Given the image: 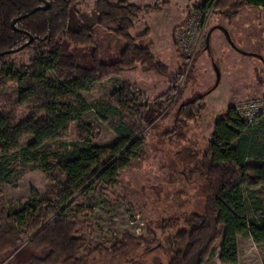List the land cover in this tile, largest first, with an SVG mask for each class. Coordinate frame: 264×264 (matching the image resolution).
Instances as JSON below:
<instances>
[{
	"label": "trees",
	"instance_id": "16d2710c",
	"mask_svg": "<svg viewBox=\"0 0 264 264\" xmlns=\"http://www.w3.org/2000/svg\"><path fill=\"white\" fill-rule=\"evenodd\" d=\"M45 4L48 10L33 12ZM213 4L228 23L246 9L264 10V0H202L197 9L204 15ZM83 5L84 0H0V183L16 173L11 168L16 162L40 164L52 184L45 199L32 194L14 216L0 208V264L18 250L15 258L31 252L28 264H81L80 254L108 258L124 253L131 243L151 247L124 234L114 244L93 248L83 237L91 234L89 227L72 217L71 208L93 187L113 185L131 160L142 157L143 114L150 107L154 114L166 108L182 74L169 73L148 47L138 44L149 35L147 30L131 36L141 16L159 11L157 4L94 0V23L74 30L71 16ZM95 28L122 43L117 61L98 60ZM88 47H93L91 67L83 68L71 50ZM27 51L32 57L26 64L13 61ZM260 63L264 71V61ZM136 66L168 80L169 89L155 102L148 104L138 88L127 84L108 99L91 106L84 102L82 94L95 84ZM8 83L17 86L16 100L1 95ZM40 96L46 98L41 104ZM203 101L198 97L181 104L175 119L185 123L199 117ZM28 106L30 116L19 121L20 110ZM91 111L115 135L111 145L96 143V129L83 120ZM72 126L76 140L67 154L41 152L70 139ZM206 145L196 167L206 192L203 211L161 224L165 245L158 243L169 258L167 264H206L223 231L222 263L239 264L238 238L264 246V114L248 124L234 107L228 108L226 117L214 123ZM14 175L17 182L20 177Z\"/></svg>",
	"mask_w": 264,
	"mask_h": 264
},
{
	"label": "rangeland",
	"instance_id": "374dc122",
	"mask_svg": "<svg viewBox=\"0 0 264 264\" xmlns=\"http://www.w3.org/2000/svg\"><path fill=\"white\" fill-rule=\"evenodd\" d=\"M110 1L113 4L125 1L140 7L157 4L159 11L141 16L135 22L131 36H139L147 30L149 35L138 44L148 47L156 60L168 68L169 73L174 75L180 72L182 76L170 103L161 113L154 114L150 107L143 114L145 129L141 133V140H144L142 157L131 160L113 185L93 187L71 208L72 217L89 227L91 234L83 237L91 247L114 244L116 239L121 240L124 234H128L151 246L150 249L145 250L144 245L131 243L124 253L116 257L89 259L80 254L78 259L81 264H167L169 258L160 247V244L165 245L166 239V234L160 231L162 222L203 211L206 192L196 167L201 156L206 153V142L212 133L213 124L226 115L227 107L235 108L252 99L264 102V71L260 60L235 53L219 31L212 33L209 50L205 51L208 31L221 25L229 32L237 48L248 52L246 46L249 42L241 41L230 32L232 24L241 14L234 22L228 23L215 11L214 4L202 16L197 9L202 0H175L172 5L161 0H149V3L141 4L136 0ZM93 5L94 0H84V5L76 9L78 14L71 16L72 29H83L94 23ZM186 22L189 35L184 36L189 40L181 45L178 43L179 34L183 32L180 28ZM93 32L98 60L107 64L117 61L122 43L101 29L95 28ZM71 51L81 67H91L93 47L74 48ZM31 57L32 52L27 51L15 55L13 61L26 64ZM228 63L230 74L244 69L256 76L251 83L253 89L236 94L230 105L225 103L227 90L224 80ZM213 64L221 74V80L214 90L216 76ZM49 78L55 81L54 75H49ZM124 84L138 88L148 104L155 102L170 87L168 80L136 66L95 84L89 92L82 94V98L91 106L99 99H108ZM1 95L16 100V84L8 83L1 89ZM198 97H203L204 112L192 121L181 123L176 120L179 106ZM45 99V96H40L39 104ZM31 109L29 106L21 109L18 120L29 117ZM83 120L96 129L97 144L108 146L115 141L109 126L100 122L94 111L83 115ZM69 134L70 139L55 142L42 148L41 152L57 156L67 154L76 140L74 126L70 128ZM11 168L20 179L16 182L13 174L6 182L0 183V208L14 216L32 194L41 200L45 199L52 184L38 163L22 165L12 162ZM225 236L223 231L206 264H229L219 259V247ZM239 240V264H264V246L256 248L247 240ZM30 254L27 250L16 258L13 254L1 264H28Z\"/></svg>",
	"mask_w": 264,
	"mask_h": 264
},
{
	"label": "crops",
	"instance_id": "0c3cea01",
	"mask_svg": "<svg viewBox=\"0 0 264 264\" xmlns=\"http://www.w3.org/2000/svg\"><path fill=\"white\" fill-rule=\"evenodd\" d=\"M136 1L138 2V4L146 3V2L149 3V0H136ZM161 1L170 2V4L172 5L174 4L175 0H161ZM230 30L229 31L234 37L239 38L241 41L245 40L249 42V45L246 46L248 52L255 53L261 56L264 61V10L262 8L244 10L241 13V16L232 24ZM227 65L228 67L226 69V76L224 80L227 90L226 93L227 97L225 103L227 105L228 104L230 105L232 103L230 101H232V99L235 98L236 94L244 93L246 89L250 91L251 89H253L252 87L253 84L251 83H252V79H255L256 76L253 75L251 71L249 70L244 71V69L242 71L238 70L237 72H233L230 74L229 63ZM236 67L239 68L238 66ZM228 108L229 107H227V109ZM225 117L226 115L222 116L219 119H223ZM239 239L241 238L237 239L238 256H239V241H240ZM243 240H247L249 241V243L253 244L251 239H243ZM253 246L256 248L261 247V246H256L254 244Z\"/></svg>",
	"mask_w": 264,
	"mask_h": 264
},
{
	"label": "built area",
	"instance_id": "2783aa9c",
	"mask_svg": "<svg viewBox=\"0 0 264 264\" xmlns=\"http://www.w3.org/2000/svg\"><path fill=\"white\" fill-rule=\"evenodd\" d=\"M202 16L204 15L202 14ZM187 22L180 28L183 30V32H180L179 34L178 43L181 45L186 44L185 42L189 40L187 36H184L185 34L189 35V27L187 26ZM235 110L242 120L248 124H253L257 116L264 114V102L259 99L247 100L244 104L235 106Z\"/></svg>",
	"mask_w": 264,
	"mask_h": 264
},
{
	"label": "water",
	"instance_id": "95a60500",
	"mask_svg": "<svg viewBox=\"0 0 264 264\" xmlns=\"http://www.w3.org/2000/svg\"><path fill=\"white\" fill-rule=\"evenodd\" d=\"M39 10H44V11L48 10V5L45 4V6H44L43 8H40V9L34 10L33 12H36V11H39ZM16 23H17V20H14V21L12 22V24H11L12 27L15 28V24H16ZM215 31H219V32H221V34L224 36V38H225L227 44L229 45V47H230L233 51H235L236 53H238L239 55H241V56H243V57H245V58H255V59H258V60H260V61H263V59H262L261 56L255 54V53L246 52V51H243V50L237 48V46H236V45L233 43V41L231 40V37H230L229 32H228L223 26H220V25H218V26H214V27L210 28V30L208 31V33H207V35H206V38H205V51L209 50L210 37H211L212 33L215 32ZM31 42H32V39H30L29 43H31ZM29 43H28V44H29ZM24 47H25V46H24ZM24 47H23V48H24ZM21 49H22V48H21ZM213 69H214L215 76H216V81H215V85H214V88H213V90H214V89L218 86V84H219L221 74H220V71H219V69L217 68V66H216L215 64H213ZM21 248H22V247H21ZM21 248H20V249H21ZM18 251H19V250H18ZM18 251H17V252H18ZM17 252H15V253H17ZM15 253H14V254H15Z\"/></svg>",
	"mask_w": 264,
	"mask_h": 264
}]
</instances>
